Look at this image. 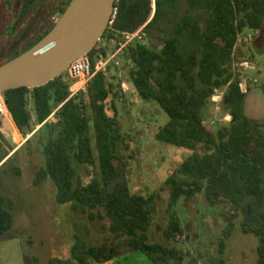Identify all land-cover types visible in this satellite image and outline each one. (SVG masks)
Here are the masks:
<instances>
[{
    "label": "trees",
    "instance_id": "16d2710c",
    "mask_svg": "<svg viewBox=\"0 0 264 264\" xmlns=\"http://www.w3.org/2000/svg\"><path fill=\"white\" fill-rule=\"evenodd\" d=\"M182 2L117 0L116 19L103 36L122 46L126 34L144 28L147 38L157 40L156 46L138 41L125 46L129 77L140 99L157 103L169 117L157 140L194 152L166 181L170 189L166 227L155 229V197L133 194L128 183L120 181V151L128 145L113 101L118 86L108 68L93 60L95 53L105 60L106 49L98 46L89 54L93 77L74 97L73 80L65 74L40 88L4 94L20 134L29 138L39 133L46 164L34 184L51 179L57 204H69L92 222L108 219L103 227L120 238L115 245L94 246L76 237L72 259L55 258L49 264H107L122 248L145 255L152 264L179 261V250L159 243L156 235L161 233L168 242L183 238L176 207L183 198L200 194L212 206L230 208L221 254L236 220L243 217L241 229L259 238L258 264H264V123L253 122L246 113L249 89L242 83L235 56L244 32L262 29L264 0H185L180 13ZM221 89L229 124L214 132L206 125L205 110ZM6 129L0 118V149ZM251 147L257 151L250 153ZM83 172H88V182ZM2 186L0 174V238L14 224V202L3 194ZM37 261L34 258L31 264ZM214 264L225 262L218 258Z\"/></svg>",
    "mask_w": 264,
    "mask_h": 264
},
{
    "label": "rangeland",
    "instance_id": "374dc122",
    "mask_svg": "<svg viewBox=\"0 0 264 264\" xmlns=\"http://www.w3.org/2000/svg\"><path fill=\"white\" fill-rule=\"evenodd\" d=\"M182 3L180 13L186 6L185 0ZM22 34L23 31H19L17 38ZM243 38L235 56L242 83L249 89L246 113L253 122L264 123V23L260 31L246 30ZM142 43L156 46L157 40L146 37ZM32 45L27 40L16 46L9 45L6 52L13 58ZM98 46L106 49L107 58L100 60L95 53L93 60L95 63L101 61V67L108 68L118 86V95L113 96V101L128 145L126 150L120 151V181H126L133 194L153 195L156 199L155 229L166 227L170 198L166 181L194 152L157 140V134L169 122V117L157 103L144 101L137 95L129 77L131 66L125 44L118 46L102 37ZM110 57L114 59L108 62ZM224 93L225 89L217 91L205 110L206 125L214 132L229 124V115L222 104ZM29 108L35 115L31 97ZM6 130L0 149V174L3 194L14 202V224L0 238V264H31L34 258L38 259L36 264H49L55 258L71 260L76 237L94 246L103 242L117 244L120 238L103 227L104 223H109L108 219L92 222L87 214L74 212L69 204H57V188L51 179L39 186L34 184L38 171L46 164L39 133L29 138L18 134L14 138L11 127ZM249 151L255 153L257 148L251 147ZM15 170H19V174ZM86 173L83 172L88 182ZM229 210L228 205L212 206L204 194L183 198L176 212L185 231L184 237L168 242L161 233L156 235V241L180 252L181 260L168 264H214L218 258L225 264H258L259 238L242 231L243 217L236 220V228L221 254L220 240L228 225ZM107 264L152 263L145 255L122 248L115 260Z\"/></svg>",
    "mask_w": 264,
    "mask_h": 264
},
{
    "label": "water",
    "instance_id": "95a60500",
    "mask_svg": "<svg viewBox=\"0 0 264 264\" xmlns=\"http://www.w3.org/2000/svg\"><path fill=\"white\" fill-rule=\"evenodd\" d=\"M116 1L72 0L45 37L0 66V94L46 86L89 55L108 29Z\"/></svg>",
    "mask_w": 264,
    "mask_h": 264
},
{
    "label": "flooded vegetation",
    "instance_id": "af4514ba",
    "mask_svg": "<svg viewBox=\"0 0 264 264\" xmlns=\"http://www.w3.org/2000/svg\"><path fill=\"white\" fill-rule=\"evenodd\" d=\"M71 1L0 0V66L14 58L6 52L9 45L16 46L27 40L34 44L45 37ZM19 31L23 34L17 38Z\"/></svg>",
    "mask_w": 264,
    "mask_h": 264
},
{
    "label": "built area",
    "instance_id": "2783aa9c",
    "mask_svg": "<svg viewBox=\"0 0 264 264\" xmlns=\"http://www.w3.org/2000/svg\"><path fill=\"white\" fill-rule=\"evenodd\" d=\"M117 12H118V8L116 7L115 4V8L113 10V14L108 28H110L113 25L114 20L116 19ZM146 37L147 36L144 33V28L139 30L135 34H126L125 46L135 41L142 42ZM113 59L114 57H110L108 62L113 61ZM67 72L70 78L73 80V83L71 85V93H72L71 96L74 97L84 92L87 89L89 82L93 77L92 64L89 55L80 57L79 59L75 60L69 66ZM9 114L10 111L7 107L5 96L4 94H0V118H6L9 116Z\"/></svg>",
    "mask_w": 264,
    "mask_h": 264
},
{
    "label": "crops",
    "instance_id": "0c3cea01",
    "mask_svg": "<svg viewBox=\"0 0 264 264\" xmlns=\"http://www.w3.org/2000/svg\"><path fill=\"white\" fill-rule=\"evenodd\" d=\"M2 119H3L4 124L6 125V127H11V129L13 131L12 135H13L14 138H15V135L20 134V132H19L18 128L16 127V124H15L11 114H9L8 117L2 118ZM21 137H22V135H21Z\"/></svg>",
    "mask_w": 264,
    "mask_h": 264
}]
</instances>
